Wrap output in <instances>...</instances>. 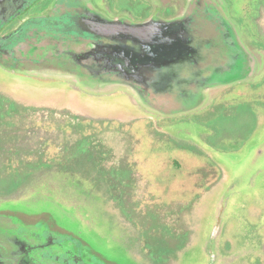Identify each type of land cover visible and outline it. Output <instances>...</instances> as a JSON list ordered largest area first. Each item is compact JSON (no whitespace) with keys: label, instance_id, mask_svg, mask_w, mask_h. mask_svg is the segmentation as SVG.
<instances>
[{"label":"rangeland","instance_id":"obj_1","mask_svg":"<svg viewBox=\"0 0 264 264\" xmlns=\"http://www.w3.org/2000/svg\"><path fill=\"white\" fill-rule=\"evenodd\" d=\"M106 1L141 21L173 18L194 0ZM208 1L243 55L214 89L182 94L164 113L122 90L95 95L18 66L37 57L28 49L0 62V207L47 217L36 228L63 227L72 236L59 240L90 264H210L212 250L215 264H264V0ZM76 118L103 169L26 172L83 137Z\"/></svg>","mask_w":264,"mask_h":264},{"label":"water","instance_id":"obj_2","mask_svg":"<svg viewBox=\"0 0 264 264\" xmlns=\"http://www.w3.org/2000/svg\"><path fill=\"white\" fill-rule=\"evenodd\" d=\"M34 1L0 0V30ZM208 3L194 0L173 18L139 22L111 18L90 5L61 4L46 14L27 18L0 36V62L11 63L14 55L28 49L37 57H27L18 66L24 63L29 71L68 77L95 95L112 88L126 91L135 102L164 113L182 94L193 96L204 86L208 91L214 89L218 77L232 68L231 56L243 55L234 30L221 22L222 16L209 12ZM202 6L205 15L197 14ZM203 20L211 24L210 28L197 24ZM58 24V29L51 28ZM225 54L229 56L223 61ZM0 226L4 236L25 240L24 230H7L11 227L8 220L0 219ZM33 227L30 231L37 232L38 239L30 264H88L59 240L68 236L60 237L46 226ZM11 243L3 247L9 260L18 246ZM17 255L21 261L27 256L24 252Z\"/></svg>","mask_w":264,"mask_h":264},{"label":"flooded vegetation","instance_id":"obj_3","mask_svg":"<svg viewBox=\"0 0 264 264\" xmlns=\"http://www.w3.org/2000/svg\"><path fill=\"white\" fill-rule=\"evenodd\" d=\"M61 4H68V5H72V6H74V5H76V6L77 5L78 6H87V5L93 6V4H94L95 6H97L99 9H101L104 12L109 13V11H111V5L106 0H35L25 9V11L23 13H21L17 18L10 20L8 22V24L0 30V36H3V35L11 32V31H13L20 22L26 20L30 16L35 17V16L45 14L46 12L52 10L53 8H55L56 6L61 5ZM179 9L180 8H178V7H173L170 15L175 16L178 13L177 11H179ZM118 13L119 12L113 11L112 13H109V16L111 18H116V17H122L124 15V14L121 15ZM127 17H129L133 21H137V22L140 21V20L135 19L131 16H127ZM141 21H144V19H142ZM159 117L165 118L163 116H159ZM177 126L178 125H176V127ZM167 127L170 128L172 126L167 124ZM263 170L264 169H259L258 171L257 170L256 171L261 172ZM26 216H29V217L30 216L31 217L32 216H34V217L39 216L40 218H39V220L35 219L34 221H30V220H26V218H25ZM45 218H47V217H43L42 214H34V213H28L26 211H18V210L8 209L6 207H4V208L0 207V219H5V220H8L10 222L11 227L7 228V230L14 228L16 226V224H18L17 225L18 227L17 228L15 227L14 229L20 230V231L24 230V232H22V234L25 235V240H22L20 237L17 240L16 238H11L8 235L4 236V234H2L0 232V264H6V263H8V261H9V264H30L28 261H29V258H31V256H32L33 248L37 249V247H36L37 243L36 242L38 239L37 232L32 233L30 231V229L34 228L33 226H35L39 221L44 220ZM49 224L51 225V227L49 226L48 229L52 232H55L57 234H63L65 236H68L70 234V232L65 231L63 229V227L59 226L56 223L50 222ZM12 225H13V227H12ZM0 227H3V226H0ZM4 230H6V229H4ZM27 230H29V234H28ZM25 231H26V233H25ZM19 236H20V234H19ZM11 242L17 243L19 246V249H18V246H16L15 249H13V251H12L13 254H11V253L9 254V256H11L12 259L9 260L8 254L4 251L3 247L6 248L8 245L10 247V245L12 244ZM81 243H83V242H81ZM35 251L37 252V250H35ZM23 252H24V254L26 253V255H27V256H25V261L24 260L21 261V259H19L20 256L17 255V254H20ZM73 252L79 253L77 249L73 250ZM212 252L215 253V250H212ZM212 252L209 254L210 262H211L210 264H215L214 260L216 258V255H214ZM83 256H82V258H85V256L84 257ZM5 257L7 258V260L5 259ZM84 260L88 264L91 263V261L88 260V258L84 259ZM101 262H104V261L101 260ZM81 264H85V263L83 262Z\"/></svg>","mask_w":264,"mask_h":264},{"label":"trees","instance_id":"obj_4","mask_svg":"<svg viewBox=\"0 0 264 264\" xmlns=\"http://www.w3.org/2000/svg\"><path fill=\"white\" fill-rule=\"evenodd\" d=\"M1 106V105H0ZM7 114H11V110L7 112ZM76 117V116H75ZM77 119V118H76ZM83 119H77V122L70 123L74 124V131L83 135L82 138L78 139L74 144L67 147L64 154H47L40 153L38 155L37 161L35 162H26L24 164L28 165L29 169L25 171H35L34 169H30V166L38 169L39 171L43 168H49L53 166H59L63 170L66 168H72L73 170H85L89 172V170H95L97 173L98 170L101 171L103 169V165L101 162V155L98 153H94V151L100 147L95 141H93L88 136H85L84 132H82L81 123ZM22 164V163H21ZM23 165V164H22ZM99 173V172H98Z\"/></svg>","mask_w":264,"mask_h":264}]
</instances>
